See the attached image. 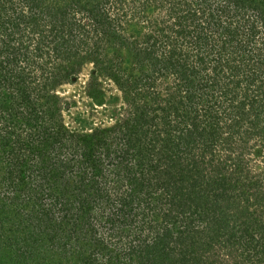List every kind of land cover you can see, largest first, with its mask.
<instances>
[{
  "label": "trees",
  "instance_id": "1",
  "mask_svg": "<svg viewBox=\"0 0 264 264\" xmlns=\"http://www.w3.org/2000/svg\"><path fill=\"white\" fill-rule=\"evenodd\" d=\"M104 1L21 0L35 12H18L16 25L44 19L58 35L70 8L86 13L90 27L76 23L75 36L106 48L93 62L134 91L133 112L119 125L79 133L38 111L17 67L22 44L13 31L0 33L10 50L0 51L9 52L0 55V264H211L215 256L219 264H263L264 235L259 244L246 239L250 227L264 234V220L248 211L264 210V168L256 178L237 153L231 164L212 158L228 136L237 140L223 128L224 113L249 134L264 128V0H193L192 10L181 7L186 0L166 9L140 0V20L126 27ZM161 10L163 25L149 15ZM130 30L135 40L125 41ZM150 214L196 218L197 226L158 227Z\"/></svg>",
  "mask_w": 264,
  "mask_h": 264
},
{
  "label": "rangeland",
  "instance_id": "2",
  "mask_svg": "<svg viewBox=\"0 0 264 264\" xmlns=\"http://www.w3.org/2000/svg\"><path fill=\"white\" fill-rule=\"evenodd\" d=\"M118 1L117 3H114ZM161 5L163 9H166L169 4V0H161ZM180 3L185 0H179ZM122 2V6H121ZM178 2V1H177ZM191 2V3H190ZM197 2V1H196ZM193 0H186L185 3L181 4L184 10H192L193 8H198L197 3ZM188 3V6H186ZM104 10H107L110 16H119L121 21L124 23V27L127 25V20L136 21L140 20L142 15H139V10H142V5L140 0H105ZM16 10V11H15ZM26 14L35 12L33 8L26 9L21 0H0V33L5 30L13 31L15 41L21 42L22 45H18L22 57H18V66L23 69L22 76L27 79L29 83L28 89L32 91L31 96L36 100V109L43 111L48 110L49 114H54L59 116L58 121L70 131L76 132H91L95 129H102L114 124L119 125L127 118L131 112H133L130 105V101L133 99V90L130 94L129 92L122 91L121 88L114 82L111 74L102 70L100 65L93 62V59L99 60L105 56V52L108 50L103 49L102 46L95 45V42L90 37L80 38L75 36V33L79 30V26L90 27L88 22V17L86 13L80 12L75 7L69 9L68 17L69 21H65V25L58 35L52 34L48 25L44 24V19H35L38 23L37 26H32L33 22H20V14ZM153 18H158L162 21V25L167 23L166 12L161 10V14L158 12L149 13ZM79 24V26L76 25ZM123 27V28H124ZM123 32V31H122ZM136 34L137 30L125 31L122 36L125 41L135 40L133 35ZM2 37H0L1 40ZM5 38V37H4ZM3 39V38H2ZM14 42V41H12ZM88 42V44L86 43ZM91 42V43H90ZM16 44V43H15ZM92 44V46H91ZM99 46V47H97ZM122 46L119 50L120 62H124L127 54L125 53L127 46ZM9 46H0L1 50H8ZM93 48V49H92ZM96 48L97 53H92ZM90 49H92L89 56ZM106 49V50H105ZM109 49V47H108ZM3 51L0 55L2 57H7L9 52ZM13 57V54L11 55ZM10 56V57H11ZM99 58V59H98ZM19 70V69H16ZM43 70L45 72L43 73ZM126 69L120 68L123 79L124 76L128 75ZM45 76L47 80H44ZM32 78V79H30ZM164 84H161L163 87ZM91 92L96 94L100 102H96L91 97ZM142 93V92H140ZM128 94V95H127ZM143 100L142 98L139 99ZM5 101V100H4ZM7 102V101H5ZM155 105H152L153 108ZM6 116V115H5ZM232 114L224 113L222 117L223 128L228 133L235 134L237 140L230 144L229 141L233 140L232 136L227 137L226 144L221 147H215L212 159L218 160L219 158L224 159L227 162L235 163L237 157L235 154H239L247 162L249 170L248 173L251 176L257 178L258 175L261 176V168H264V153L258 157L256 153L257 146L260 145L264 136V128L259 129V135H253V132L249 134V130H245L244 125H235L232 123L230 118ZM170 120H173V116L170 115ZM228 118L229 120H227ZM11 119V118H10ZM5 121V120H4ZM2 124V121L0 120ZM228 124V125H227ZM228 127V129L226 128ZM152 129H156L157 132L161 131L160 126H153ZM237 144V145H236ZM264 146V145H263ZM121 147V144L120 146ZM184 157L182 161H186ZM240 172V167H237ZM258 172V173H257ZM258 174V175H257ZM243 176V174H241ZM260 178V177H259ZM259 180V179H258ZM241 185L247 183L246 181H241ZM205 186V185H202ZM244 195L246 193L241 189ZM162 209V208H161ZM253 211V219L264 220V210L259 208L257 204L250 205L248 211ZM163 213V211H160ZM154 214H150L148 217H152ZM189 217H195L194 215H189ZM158 221V227H162L166 224H172L176 229H182L186 226H197L196 218L193 222L188 221L183 222L185 218L179 219V217L167 215V222H163L162 215L154 216ZM190 228V227H189ZM193 230H195L193 228ZM258 229L252 230L248 228L247 239L252 238V243L259 244L258 240L262 241V235ZM237 235L239 232L237 231ZM242 241V240H241ZM222 242V241H221ZM216 247L217 244L215 243ZM230 245V244H228ZM235 247V246H234ZM239 248V247H237ZM259 245L255 248L258 249ZM221 246L217 252L225 255ZM242 249H236L235 253L240 254ZM223 252V253H222ZM211 264H216L218 262V257H212L208 259ZM219 264V263H217ZM241 264V263H239ZM264 264V263H263Z\"/></svg>",
  "mask_w": 264,
  "mask_h": 264
}]
</instances>
